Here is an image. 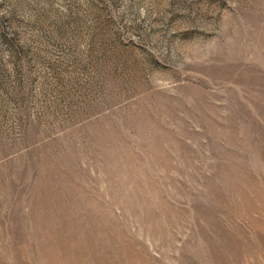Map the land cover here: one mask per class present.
Masks as SVG:
<instances>
[{"label":"rangeland","instance_id":"374dc122","mask_svg":"<svg viewBox=\"0 0 264 264\" xmlns=\"http://www.w3.org/2000/svg\"><path fill=\"white\" fill-rule=\"evenodd\" d=\"M0 264H264V0H0Z\"/></svg>","mask_w":264,"mask_h":264}]
</instances>
